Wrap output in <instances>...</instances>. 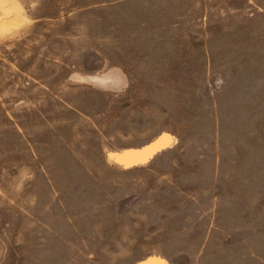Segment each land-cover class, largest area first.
<instances>
[{
  "label": "rangeland",
  "instance_id": "1",
  "mask_svg": "<svg viewBox=\"0 0 264 264\" xmlns=\"http://www.w3.org/2000/svg\"><path fill=\"white\" fill-rule=\"evenodd\" d=\"M0 264H264V0H0Z\"/></svg>",
  "mask_w": 264,
  "mask_h": 264
},
{
  "label": "bare ground",
  "instance_id": "2",
  "mask_svg": "<svg viewBox=\"0 0 264 264\" xmlns=\"http://www.w3.org/2000/svg\"><path fill=\"white\" fill-rule=\"evenodd\" d=\"M125 157H127V156H125ZM127 159H128V157H127Z\"/></svg>",
  "mask_w": 264,
  "mask_h": 264
}]
</instances>
